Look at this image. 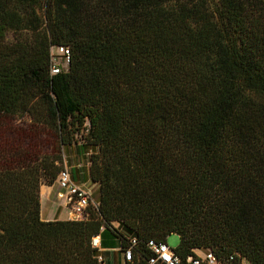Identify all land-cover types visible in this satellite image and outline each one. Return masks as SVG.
Here are the masks:
<instances>
[{
	"label": "trees",
	"instance_id": "1",
	"mask_svg": "<svg viewBox=\"0 0 264 264\" xmlns=\"http://www.w3.org/2000/svg\"><path fill=\"white\" fill-rule=\"evenodd\" d=\"M72 145L99 202L44 221ZM172 234L179 264H264V0H0V264H105L98 236L149 264Z\"/></svg>",
	"mask_w": 264,
	"mask_h": 264
},
{
	"label": "built area",
	"instance_id": "2",
	"mask_svg": "<svg viewBox=\"0 0 264 264\" xmlns=\"http://www.w3.org/2000/svg\"><path fill=\"white\" fill-rule=\"evenodd\" d=\"M59 51L64 57L66 63L70 60V52L68 49L60 48ZM53 74H59L61 68L54 64L51 69ZM58 182L61 188L64 190V193L61 194V197H64L67 202V206L70 211V216L73 220H85L89 217V209L93 205L90 194L85 189L80 188L76 185L74 180L71 177L70 171L65 167L59 174ZM95 248L99 247V239L95 237L92 242ZM137 244V240L133 239L132 244L125 250H120L124 254L125 261L131 263L134 257V246ZM148 247L153 253V256L149 260V264H179L180 260L176 256L174 250L164 242H156L154 240L150 241ZM100 260H103L99 257ZM190 264H221L217 257L212 253L208 252L204 255H198L197 257L189 258Z\"/></svg>",
	"mask_w": 264,
	"mask_h": 264
},
{
	"label": "crops",
	"instance_id": "3",
	"mask_svg": "<svg viewBox=\"0 0 264 264\" xmlns=\"http://www.w3.org/2000/svg\"><path fill=\"white\" fill-rule=\"evenodd\" d=\"M71 177L77 186L84 189L80 180H78L79 178H76L77 176L75 173L73 175L71 174ZM63 193L64 190L61 188L58 180L52 185H42L40 194L42 220H73L70 216L66 199L60 196ZM98 239L99 257L103 259L105 264H129L125 261L124 254L120 250L119 242L108 238L104 240V243H106L105 246H102V238L98 236Z\"/></svg>",
	"mask_w": 264,
	"mask_h": 264
},
{
	"label": "rangeland",
	"instance_id": "4",
	"mask_svg": "<svg viewBox=\"0 0 264 264\" xmlns=\"http://www.w3.org/2000/svg\"><path fill=\"white\" fill-rule=\"evenodd\" d=\"M53 54L55 58V64H57L60 68H66V61L61 55V52L55 49L53 50ZM89 151H91L89 147H83L81 145H72L65 147L64 166L69 169L72 175L74 173L76 174V178H79L78 180H80L84 189L89 192L91 200L95 204H97L100 198V189L99 185L94 183L89 176ZM179 243L180 237L176 234H172L167 239V244L172 249H175L179 245Z\"/></svg>",
	"mask_w": 264,
	"mask_h": 264
}]
</instances>
